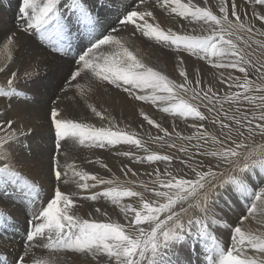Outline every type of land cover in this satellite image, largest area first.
Instances as JSON below:
<instances>
[{"label": "snow or ice", "instance_id": "obj_1", "mask_svg": "<svg viewBox=\"0 0 264 264\" xmlns=\"http://www.w3.org/2000/svg\"><path fill=\"white\" fill-rule=\"evenodd\" d=\"M158 10L179 18L177 28L162 26ZM137 39L174 54L175 77ZM185 54L210 66L213 80L195 65L189 72ZM0 74V204L25 221L19 250L0 264H194L199 249L207 264H264V144H256L264 141V0H19L12 27L0 23ZM97 89L160 107L171 131L143 107L144 135L122 127L91 102ZM65 101L98 123L72 115ZM36 117L53 144L43 169L50 195L39 206L41 186L24 171L44 155ZM68 145L115 149L130 162L121 164L124 180L99 156L86 163L111 178L81 167ZM78 200H106L122 220L100 207L93 211L104 219L84 218ZM19 225L0 207V243L15 244Z\"/></svg>", "mask_w": 264, "mask_h": 264}, {"label": "rangeland", "instance_id": "obj_2", "mask_svg": "<svg viewBox=\"0 0 264 264\" xmlns=\"http://www.w3.org/2000/svg\"><path fill=\"white\" fill-rule=\"evenodd\" d=\"M106 3H110V0H105ZM186 2V0H185ZM195 2V0H194ZM217 0H210V3L214 4ZM19 3V0H0V23L4 24L7 28L12 27V22L14 18V14L16 11L17 4ZM241 7H243V4H241ZM157 16L159 17V21L161 22L162 26L164 27H173L174 29L177 28L179 18H176L174 16L169 15L166 12H163L162 10L157 11ZM5 19H4V17ZM6 21V22H5ZM185 24V29L189 30L193 27V25H189L186 21L183 22ZM22 42L24 38H21ZM136 46H138L142 52L144 53L146 58H149L150 61L164 69L170 76L175 77V72L173 69L174 64V54H170L168 50H161L157 46H153L151 43H146L141 39H137L135 41ZM185 63L186 66L189 69V72H191L192 67L195 65L197 67L201 68V76L205 83L211 82L213 80L212 74L209 71L210 66H206L204 61H199L195 57H189L187 54H185ZM19 64V61H17ZM42 72L41 75H44L45 72L50 71L48 66L41 63ZM6 85V77L3 74H0V86ZM19 87L23 89L25 87L24 82H19ZM226 89H221V94H223V91ZM29 95H31L29 93ZM69 96L73 95L72 91L70 90L68 93ZM91 102L96 103L98 106H103L104 108H107L109 112H111L113 115L117 116L118 120L121 122V126L124 125H131V130H137L141 133V135H144V131L148 129V126L146 122L142 121V117H139V109L143 107L144 111L149 114L151 117L156 119L158 122L163 123L165 127H168L171 131V123H172V117H170L168 114L163 113L160 110V107L151 105V104H144L143 102H137V101H128L125 99L123 94H119L118 92L114 90H107L104 89H97L95 93L92 96ZM65 104L69 106V110L72 115L82 117L88 120H91L94 123H98L97 120H92V117L89 112L84 108V106L80 103H73L72 101H65ZM164 105H161V107ZM227 106V105H226ZM35 122L38 125H41L39 127V135L37 139L35 140V144L37 145V151L39 153H44L43 157L35 160L33 163H31V160L27 163L26 168L30 170L31 172V166L32 170L35 172V174L39 177H34L37 182L40 184L42 191L39 195V204H42L47 197L50 195V185L46 186L41 181L43 178L48 179L47 176L44 174V167L46 163V154L48 150H50L53 147L50 134L47 132V125L43 123V121L39 118H35ZM144 123L145 129L141 130L139 128V125L141 123ZM177 128L181 131H183L185 134H188L191 130L187 128L185 122L181 120H177L176 122ZM152 134H156V130L152 129ZM146 138V137H145ZM256 144H264V141L257 138ZM148 147L150 150L153 151H160V152H166V148H161L159 144H153L151 142L148 143ZM119 150L124 151L128 150L129 146L127 145H120L118 146ZM40 149V150H38ZM70 157L76 160V162L86 170L98 174L105 178H111L110 173H107L104 169L99 168L98 165H90L87 164L86 161L88 159H95L96 156H99L105 163L109 165V167L112 168L113 173L121 179V181L124 180V177L120 171V167L122 163H130L127 161L124 157H118L114 155L115 149L108 150V149H88L86 147L81 146H72L68 145V149ZM141 154V153H138ZM134 169H138L139 171H151V167L147 164L145 165H137L132 164L131 165ZM161 168H163V165H161ZM25 174L33 177L31 173ZM74 187V186H71ZM139 190V189H137ZM0 207H3L5 211L11 212L13 215H15L12 211H10L11 208H15L12 204H0ZM94 207H100L102 210L107 211L108 215L113 220H122V218L119 215L118 209L114 208L109 202L106 200H99L96 202L93 201H85V200H78V214L84 218H89L88 213H92V218L96 219H104V217L99 216V214L95 213L93 211ZM16 212V210H15ZM19 214V215H18ZM17 217L20 219V225L16 229V231L13 233L14 238L20 242L21 237L24 234L23 225L25 223L23 216L20 215L19 212H16ZM216 235L218 238L224 242L225 244L229 241V236L227 230H222L220 232H217ZM6 244V243H4ZM17 245V244H16ZM13 244H7L2 245L0 243V255H8L13 253L14 249ZM38 255H42L44 253L38 252ZM194 264H207L205 260V254L203 253L202 249H199L197 253L193 254L192 257ZM10 260V259H9ZM73 264H84L83 260H76L73 258Z\"/></svg>", "mask_w": 264, "mask_h": 264}, {"label": "bare ground", "instance_id": "obj_3", "mask_svg": "<svg viewBox=\"0 0 264 264\" xmlns=\"http://www.w3.org/2000/svg\"><path fill=\"white\" fill-rule=\"evenodd\" d=\"M244 6V5H243ZM4 17V16H3ZM4 19H5V17H4ZM158 19H159V17H158ZM6 22V21H5ZM38 150H40V149H38ZM40 158H42V157H38V158H36V159H32L31 160V163H33L35 160H38V159H40ZM24 171L26 172V173H31V175L33 176V177H39V176H37L36 174H35V172L32 170V166H31V172H30V170H28L26 167H25V169H24ZM43 184H45L46 186H48V185H50V182H49V180L48 179H45V178H43L42 179V181H41ZM15 210H16V212H19V210L16 208H11L10 209V211H12L15 215H16V212H15ZM11 213V212H10ZM19 215V214H18ZM15 244H13L14 245V247H15V249L16 250H19V241H17L16 239H15ZM2 245H7V244H9V243H6V244H4V243H1ZM11 244V243H10ZM17 244V245H16ZM12 255H15V252L13 251V253H11V254H8L7 256H8V258L11 260V256Z\"/></svg>", "mask_w": 264, "mask_h": 264}]
</instances>
